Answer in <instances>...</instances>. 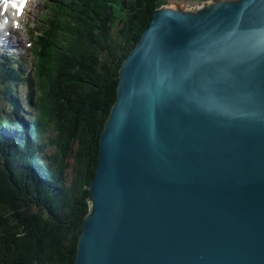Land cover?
Masks as SVG:
<instances>
[{
    "label": "water",
    "instance_id": "water-1",
    "mask_svg": "<svg viewBox=\"0 0 264 264\" xmlns=\"http://www.w3.org/2000/svg\"><path fill=\"white\" fill-rule=\"evenodd\" d=\"M99 148L75 264H264V0L157 8Z\"/></svg>",
    "mask_w": 264,
    "mask_h": 264
},
{
    "label": "trees",
    "instance_id": "trees-1",
    "mask_svg": "<svg viewBox=\"0 0 264 264\" xmlns=\"http://www.w3.org/2000/svg\"><path fill=\"white\" fill-rule=\"evenodd\" d=\"M61 1L35 36L45 51V38L61 41L49 75L35 57L28 78L21 63L0 57V99L9 106H0V264L76 263L120 69L163 4Z\"/></svg>",
    "mask_w": 264,
    "mask_h": 264
},
{
    "label": "rangeland",
    "instance_id": "rangeland-1",
    "mask_svg": "<svg viewBox=\"0 0 264 264\" xmlns=\"http://www.w3.org/2000/svg\"><path fill=\"white\" fill-rule=\"evenodd\" d=\"M186 1H189V2L185 3ZM198 1H195V0H163V3H168V5H164V7L166 8H169L170 4L173 6L175 3H177L180 7V10L184 9L185 11L186 9L183 8L185 5H188V6H191V8H194L196 7L195 5H198L196 3ZM208 1H211V0H201V4H204ZM51 3L53 4V7H51L53 10L52 9L51 10L54 12V15H56L57 8L54 5L62 4L61 0H32L31 6L28 9L27 14L24 15V21H21L20 25L18 24L17 21H16L17 25L13 24L16 29L17 27L19 28L17 32L16 31L14 32L15 33L14 40L13 41L11 40V44L15 48L9 49V51L5 49L4 51H6V53H2L3 50H0V55L8 54V52L14 53L12 55L15 58V62L17 59L19 60V57L25 58L27 64H26V67H24V69L26 70V72L24 69L23 70L27 78L29 77L28 76L29 71H32L34 68V65H33L34 57L36 60L39 59L40 62L42 63L39 65V67L43 75L45 74L49 75L52 69L51 68L52 64L54 62L56 63V59L55 60L53 59L52 62H50V58H51V55L55 54V51H54L55 47L61 45V41L57 38H55L54 40H50V38H48V40L50 41V43H48L45 38V41H46V44H45L46 51H45L44 48H41V47L39 48L36 46V38H35V34L40 32V30L44 27L41 25V16L47 12V10L49 9V4ZM176 8H177L176 10H178V7ZM172 9H175V7ZM52 22L54 23V20ZM18 41H20L21 48L17 46ZM62 43L64 45V41H62ZM73 48H80L79 43L75 42ZM24 93L26 94V90L24 86H22L19 89V94L23 102L25 101ZM5 100L0 99V106H3V108L5 107L8 109L9 106L7 105V101ZM27 109H31V108L28 107ZM28 111L29 113H31L29 115H35L36 113L35 109L28 110ZM7 113L8 111L5 112V114ZM5 114H3V116H7ZM28 120H30V117H25V121H28ZM10 132L14 134L18 133L16 129H10ZM90 209H91V206H90Z\"/></svg>",
    "mask_w": 264,
    "mask_h": 264
},
{
    "label": "bare ground",
    "instance_id": "bare-ground-1",
    "mask_svg": "<svg viewBox=\"0 0 264 264\" xmlns=\"http://www.w3.org/2000/svg\"><path fill=\"white\" fill-rule=\"evenodd\" d=\"M31 3H32V0H27V3H26V6L25 7H27V9H29L30 8V6H31ZM25 9V8H24ZM177 8H175V10H176ZM24 13V12H23ZM23 13H22V16H23ZM7 16L9 17V18H14L15 20H18V21H24V17H21L20 19H19V16L17 15V13L16 12H14L13 10H11L8 14H7ZM6 30H8V29H6ZM19 30V29H18ZM1 37V36H0Z\"/></svg>",
    "mask_w": 264,
    "mask_h": 264
},
{
    "label": "snow or ice",
    "instance_id": "snow-or-ice-1",
    "mask_svg": "<svg viewBox=\"0 0 264 264\" xmlns=\"http://www.w3.org/2000/svg\"><path fill=\"white\" fill-rule=\"evenodd\" d=\"M23 2H24V0H20V6H19V7H22ZM6 6H7V5H5V8H6ZM12 7H13V8H18V5H17L16 3H13V4H12ZM19 14H21V12L18 10V11H17V15H19Z\"/></svg>",
    "mask_w": 264,
    "mask_h": 264
},
{
    "label": "built area",
    "instance_id": "built-area-1",
    "mask_svg": "<svg viewBox=\"0 0 264 264\" xmlns=\"http://www.w3.org/2000/svg\"><path fill=\"white\" fill-rule=\"evenodd\" d=\"M200 7H203V6H200Z\"/></svg>",
    "mask_w": 264,
    "mask_h": 264
}]
</instances>
